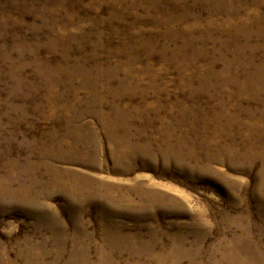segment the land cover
<instances>
[{
  "label": "rangeland",
  "instance_id": "374dc122",
  "mask_svg": "<svg viewBox=\"0 0 264 264\" xmlns=\"http://www.w3.org/2000/svg\"><path fill=\"white\" fill-rule=\"evenodd\" d=\"M264 264V0H0V264Z\"/></svg>",
  "mask_w": 264,
  "mask_h": 264
},
{
  "label": "bare ground",
  "instance_id": "6f19581e",
  "mask_svg": "<svg viewBox=\"0 0 264 264\" xmlns=\"http://www.w3.org/2000/svg\"><path fill=\"white\" fill-rule=\"evenodd\" d=\"M232 257L234 258V262L231 261V264H242L243 262L239 260V258L236 255H231L230 259L232 260Z\"/></svg>",
  "mask_w": 264,
  "mask_h": 264
}]
</instances>
